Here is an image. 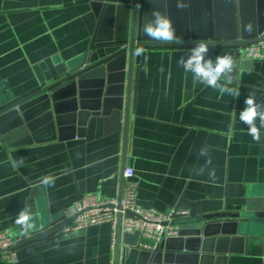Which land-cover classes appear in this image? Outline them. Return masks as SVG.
Instances as JSON below:
<instances>
[{"label":"crops","instance_id":"1","mask_svg":"<svg viewBox=\"0 0 264 264\" xmlns=\"http://www.w3.org/2000/svg\"><path fill=\"white\" fill-rule=\"evenodd\" d=\"M104 1L0 0V103L35 92L43 79L50 81L80 63L94 39L107 40L117 15L109 26L99 25ZM186 4L189 24L209 27L210 17L190 15L206 9L191 0ZM192 47L143 48L133 73L126 155L122 120L103 115L84 113L82 136L67 128L62 139L9 146L0 134V232L9 230L17 238L35 235L64 221L65 212L84 194L119 198L124 166L135 171L137 200L144 208L188 210L190 218L263 208L264 128L260 142L254 141L239 113L251 93L264 103V59L241 57L233 66L228 86L240 91L234 98L193 85L192 74L179 64ZM224 54L234 61L237 57L233 46H209L213 60ZM118 71L106 78L116 82ZM94 81L87 90L94 89ZM204 147L208 156L200 155ZM20 158L23 164L14 166ZM213 170L215 179L209 176ZM24 207L32 209L28 234L15 223ZM226 219L209 221L200 239L172 243V264H264V219L242 226ZM113 241L110 223L59 233L19 247L18 264H110L117 260L116 231L115 247ZM142 243L154 241L141 234L125 236L118 264L135 263L139 254L127 258L125 250L137 246L148 251ZM0 264L11 263L0 257Z\"/></svg>","mask_w":264,"mask_h":264},{"label":"water","instance_id":"2","mask_svg":"<svg viewBox=\"0 0 264 264\" xmlns=\"http://www.w3.org/2000/svg\"><path fill=\"white\" fill-rule=\"evenodd\" d=\"M206 10L190 12L195 15L211 18L209 27H194L189 24V12L177 7V0H105L101 5L100 26H109L110 17L117 15L116 24L106 38L94 39L84 59L68 70L60 71L50 81L42 80L41 87L35 92L18 100L0 103V134L9 146L29 144L48 139L64 138V130L72 128L73 136H82L84 132L81 117L103 115L108 119L122 120L124 132V155L128 143V130L131 113L133 73L135 64L140 62L141 54L137 49L152 46H194L205 42L209 46H245L264 40V0H191ZM214 2V9L210 8ZM186 4L187 0H182ZM187 5V4H186ZM192 7V4H190ZM154 10L161 13L166 10L175 29V39L165 41L145 35L144 24L152 19ZM203 10V9H202ZM194 15V16H193ZM194 24V20L191 19ZM199 22V21H198ZM234 66L241 61L242 50L237 51ZM119 70L116 82L109 77ZM109 75V76H108ZM90 80L94 89H86ZM116 80V79H114ZM126 80V87L124 81ZM120 82L119 84H117ZM117 84V85H116ZM106 86L108 88H106ZM111 87V88H110ZM117 88V89H116ZM112 89L111 91H109ZM93 92V93H91ZM44 136V137H43ZM126 166L123 168V172ZM124 177L122 180L119 201L123 197ZM118 209H121L119 204ZM214 218H227V222L244 225L251 219H264L263 208H249L238 213L205 215L198 218H185L179 221L180 236L162 241L152 250H140L139 247L125 250L127 258L136 254L137 261L125 264H172L171 244L183 243L184 238L200 239L202 233L207 235L209 221ZM75 216L41 230L18 241L15 247L42 241L58 235L70 225ZM122 214L118 213L116 230V264L121 250V241L126 236H140V232L123 233L121 228Z\"/></svg>","mask_w":264,"mask_h":264},{"label":"built area","instance_id":"3","mask_svg":"<svg viewBox=\"0 0 264 264\" xmlns=\"http://www.w3.org/2000/svg\"><path fill=\"white\" fill-rule=\"evenodd\" d=\"M235 49L236 52L242 50L241 57L245 59H264V40L237 46ZM123 177L124 188L121 202L118 198H105L96 193L84 194L65 212L66 218L75 216V219L59 233L68 234L90 226L110 223L114 229L113 247H115L118 213L121 212L123 233L138 231L143 237L154 241L153 244L142 243L141 248L143 249L152 250L168 238L179 237L181 231L179 221L192 217V214L188 210L175 208L170 211H160L155 208L142 207L137 200L138 183L135 180L134 169L126 167ZM119 204H121L120 210L118 209ZM23 238L15 237L9 230L1 231L0 257L5 258L11 264H18L19 247L15 245ZM110 264H116V262L112 260Z\"/></svg>","mask_w":264,"mask_h":264},{"label":"clouds","instance_id":"4","mask_svg":"<svg viewBox=\"0 0 264 264\" xmlns=\"http://www.w3.org/2000/svg\"><path fill=\"white\" fill-rule=\"evenodd\" d=\"M187 5L182 0H177V7L184 8ZM146 36L153 39H162L172 41L175 39V29L170 18L154 10L152 19L147 21L143 26ZM142 46L137 49V54H142ZM209 45L205 42H199L189 50L187 58L181 57L179 64L186 73H191L193 85L202 84L206 87L218 90L221 95L227 94L237 98L240 96L238 88L229 87L232 83L231 73L233 71L234 60L231 55H218L213 60L209 57ZM224 80L225 83H221ZM239 119L247 125L248 134L256 142L261 140V129L264 128V103H258L255 93L249 94L245 99V107L239 113ZM257 121L259 123H257ZM209 149L204 147L200 150L201 156H208ZM211 163L210 157L206 161V165ZM23 164V158L14 162V166L18 167ZM204 171L203 168L200 170ZM209 176L215 179V171L209 172ZM15 223L20 226L24 234H28L33 228L32 209L31 207L22 208L17 214Z\"/></svg>","mask_w":264,"mask_h":264}]
</instances>
